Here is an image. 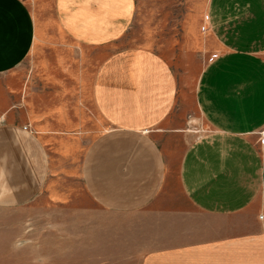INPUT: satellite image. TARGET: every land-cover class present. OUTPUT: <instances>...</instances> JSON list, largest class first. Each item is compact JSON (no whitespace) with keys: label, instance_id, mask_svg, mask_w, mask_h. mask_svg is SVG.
Segmentation results:
<instances>
[{"label":"crops","instance_id":"crops-1","mask_svg":"<svg viewBox=\"0 0 264 264\" xmlns=\"http://www.w3.org/2000/svg\"><path fill=\"white\" fill-rule=\"evenodd\" d=\"M137 4L54 0L47 19L0 0V207L84 189L88 264H264V0H209L207 130L177 158L154 132L180 106L177 75L119 46ZM95 51L101 63L64 62Z\"/></svg>","mask_w":264,"mask_h":264},{"label":"rangeland","instance_id":"rangeland-1","mask_svg":"<svg viewBox=\"0 0 264 264\" xmlns=\"http://www.w3.org/2000/svg\"><path fill=\"white\" fill-rule=\"evenodd\" d=\"M27 1L39 15L53 16L54 0ZM208 2L137 0L135 20L119 41V46L145 47L159 54L178 77L180 106L154 131L176 158L207 130L195 90L202 69L217 52L206 20ZM95 52L79 61L66 55L64 62L101 63L105 56ZM172 190L177 202L192 208L177 183L173 182ZM78 193L74 201L62 205L42 196L22 207H0V264H88L85 224L92 217L79 207H98L84 189L79 187Z\"/></svg>","mask_w":264,"mask_h":264}]
</instances>
